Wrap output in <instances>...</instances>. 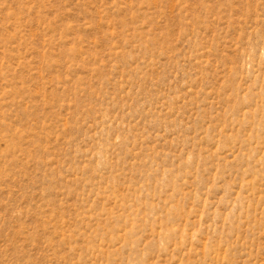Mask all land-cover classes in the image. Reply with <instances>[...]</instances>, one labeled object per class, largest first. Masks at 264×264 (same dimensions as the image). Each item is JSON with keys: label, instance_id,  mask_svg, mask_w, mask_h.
Listing matches in <instances>:
<instances>
[{"label": "rangeland", "instance_id": "obj_1", "mask_svg": "<svg viewBox=\"0 0 264 264\" xmlns=\"http://www.w3.org/2000/svg\"><path fill=\"white\" fill-rule=\"evenodd\" d=\"M0 264H264V0H0Z\"/></svg>", "mask_w": 264, "mask_h": 264}]
</instances>
